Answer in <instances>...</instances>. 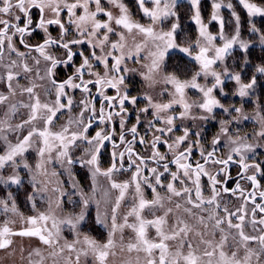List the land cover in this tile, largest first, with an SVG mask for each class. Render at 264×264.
<instances>
[{
  "label": "snow or ice",
  "instance_id": "6c2138e0",
  "mask_svg": "<svg viewBox=\"0 0 264 264\" xmlns=\"http://www.w3.org/2000/svg\"><path fill=\"white\" fill-rule=\"evenodd\" d=\"M109 3L114 4L119 8L120 14L114 16L111 11H107L101 3V0H0V65L5 68L6 75L0 76V79L4 80L7 84L8 93L11 96L17 94L19 89L20 95L27 93L29 96V103L22 104V107L29 109V116L23 123L12 125L9 118L14 116L18 111V106L16 104L10 105L8 111L4 113V118L0 120V140L4 142V153L0 154V169H3L6 165L8 166H18L17 157H22L24 153L33 143V137H38L42 139L44 147L39 149V155L44 156L45 151L49 153L56 148L59 149L57 158H65L68 165H71L74 161L69 156V148L76 145V142L86 141L90 146L86 149L87 159H81V165H88L92 168V177L95 182V177L97 174H102L107 177L110 181L113 172L120 171L123 168V161L127 155L130 164L135 165V171L131 175L130 181L123 183H117L115 181L111 182V187L113 189H119L120 195L115 201V206L112 208V230L109 232L108 240L106 243L98 244L95 240L89 237L84 238V243L91 250L94 258L99 261V264H105L111 249L115 247V241L113 239L115 232L119 228L122 232L125 227L130 228L135 234L133 241L129 242L126 246L121 243L122 248L128 253L135 252L137 257L135 259V264H140L139 254H144V264H253V259L255 264H264V234L261 235H249L244 231L245 217L249 215L247 211V204L252 203L253 207L251 209L252 219L249 223L252 226L254 232L264 233V215L260 219H256L257 211L264 214V204L257 203V193L260 200H264V187L258 180V175H264V169L261 168L259 164H248L246 163L245 153L253 150L251 144H240L237 147L232 148V153L239 156V164L241 168L240 176L250 182V187L252 191H246L241 187L239 181L236 182L235 189H229L223 186L226 181H221L217 179V176L209 173L205 165L208 163L221 164L225 167L219 169V172H226L227 165L233 161V155L230 154L227 159H215L214 152L200 151L201 159L203 163L197 161L195 165L189 163L193 152L192 144H185V141L189 139L190 132L188 128H184V133L182 136H178L172 143H168L167 139L170 133L174 130V122L177 119L183 120L187 118L190 114V109L196 107L202 109L204 112L212 113L213 108H223L213 95V90L223 83L221 79V73L212 70V65H214L218 60L223 61L224 57L229 53V50L237 43L240 47L247 49V44L239 40L240 36V17L236 15L235 12L232 13L235 18V34L231 38H227L224 35V21L219 15V10L222 5L219 2H214L212 4L213 12L211 16L212 21H216L220 25L219 38L224 41L223 46L215 47L213 46V41L217 39L216 36L210 34L207 29V25L203 24L201 21L199 3L200 0H191V5L195 11L193 19L196 24L199 25L200 37L206 42V44L201 45L200 40L197 41V46L200 48L199 54L193 58L199 62L201 66V71L197 72L190 81H180L175 76H166L165 82L171 83L175 87V93L173 99L169 103H155L150 96H145L144 99L147 100V106L138 109L140 113H148L149 108L153 109V115L156 121L163 123L164 127H155L151 120L148 121L149 127L154 128L155 132L159 135H155L153 140L149 143L144 137H140V144H148L151 151V156L149 159L153 160L162 171H158V167L149 168L148 171L151 173V177L143 175L144 169L147 168L146 159L135 152L133 149V144L136 141L138 135L137 126L133 125L128 131L132 134L131 140H126V134L123 129L127 123V113L128 110L125 107V102H129L131 105H137L136 97H129L126 93L121 94L119 85L124 83V76L121 75L120 65L125 60L127 56L128 59L132 58L133 53L128 51L125 53V34L119 31V29H125L129 34L132 33L133 29H136L138 33L143 34L160 43L155 44L156 51L150 53L152 56L151 64L147 65L148 75L145 79H151V73L159 69L160 63L163 61L166 52L172 48H178L179 51L191 55L190 46H181L176 43V33L179 27L178 23H172L171 27L166 32H155L153 27H145L138 22L131 19L128 14L127 9L123 4L118 3V0H108ZM146 0H138V4L143 14L149 17L152 24H155L158 20L162 18H168L170 16H176V12L173 9L176 7L177 0H151L154 7L150 10L145 6ZM239 4L243 6L249 17L261 16L264 17V7L258 6L256 3L250 2V0H239ZM94 6V9H93ZM227 8L232 9L233 5L228 3ZM32 9H37L40 13L39 22L32 27V18L30 12ZM77 9H81V14H77ZM51 13V18L45 19V11ZM66 10V14L69 17L68 23L74 25L78 36L76 38L67 40L66 35H69V29L64 23L59 19L61 13ZM107 17L105 21L98 20L99 15ZM24 19V24L21 26L20 21ZM47 25H58L60 29V36L57 39H53L50 34H48ZM39 28L44 31L45 38L42 44L36 46H30L25 43L23 37L31 35L32 32ZM103 30V31H102ZM256 32L255 26L251 29ZM109 34H115L119 36V40L115 42H110ZM14 37L19 38V43L24 45V47L29 48L30 51H35L39 53V56L43 58L46 62L45 65V75L40 77V79H48L52 89H45L47 95H51L52 90L55 91V98L51 103L41 102L40 97L35 93V84L28 87L20 88L18 84L19 73L14 71L15 68L22 67L24 73H29L32 69L27 63H21V61L26 60V54L19 52L14 44ZM95 41V43H93ZM261 41L264 43V36H261ZM87 42L89 47L93 49L90 55L85 56L83 52L80 56L83 57L82 63L76 68L75 74L69 76L67 80L58 82L54 79L55 69L58 65L64 64L68 65L73 62V57L76 53L73 51V45H79ZM56 46L57 48L64 50V58L60 59L53 55L51 52L46 51L48 48ZM100 49V54L95 51L96 48ZM214 47V55L212 57L208 56L210 48ZM142 45H136V53H139ZM5 51L9 53L8 62L4 64ZM15 54L18 59H12L11 54ZM115 53H119L116 55ZM109 58L114 62L109 66ZM37 65L40 64V59L37 57H32ZM93 61L98 64L103 65L104 73L101 75L99 72L94 71ZM138 62V61H137ZM130 69L125 67L123 72H128ZM131 71H134L132 69ZM257 71L264 73V67H259ZM85 73L88 74L89 79L85 80ZM201 74L205 78L212 76L214 78V83L211 87L201 86L197 83V77ZM225 76L228 75V70L225 68L223 70ZM39 77V72L36 73ZM95 77V79H92ZM240 83V76L235 75L231 77ZM17 81V85L13 86V81ZM78 81V82H77ZM256 83L255 78L248 84H242L239 89V95H247V89L253 87ZM89 85H95L99 88V95L102 97L103 101L106 103L101 104L99 112H97L95 104L90 99L92 89ZM115 88L117 95L108 96L104 93V87ZM195 88L203 94V99L200 102L193 101L189 103L185 99L184 90L186 88ZM66 89L80 90L84 93L79 101L78 107L80 111L76 119H70L65 126H62L59 132H52L49 130V126L53 124L54 118L57 117V113L64 109L72 110L74 99ZM222 91V89H221ZM10 96L0 93V105L5 104L9 101ZM173 104H178L183 108V111L179 113V116L168 114L169 109ZM115 111H106V109H116ZM225 112L228 111L227 108H223ZM236 112H240L239 108L235 109ZM85 113L88 115L85 116ZM120 117V129L121 134L119 136V143L113 140L115 135V129L97 131L95 136L89 138L87 133L89 128L92 127L93 121H99L100 124L111 123L113 117ZM196 119V117H192ZM200 119H208L207 116H201ZM42 120L44 127L37 128L33 125L36 120ZM246 119V117H245ZM137 125L140 123V116H136ZM226 122L222 121L221 124ZM75 124L76 130H72L71 126ZM25 125H33L29 128L27 135L22 137H17L16 142L12 143L7 133L9 132H19ZM222 133L227 134V128H221ZM192 135L199 136V133H194ZM264 136V132L259 134ZM58 142V143H52ZM105 142H111L113 151L111 152V166L104 172H101L98 166V154L104 147ZM220 141L218 138L213 140V146L218 144ZM230 142L233 145L237 144V140L230 138ZM167 144L170 152L173 153V159L168 163L161 164V161L167 159L166 155H162L159 152L158 144ZM198 144V141L194 142ZM181 145L184 148L181 149ZM78 146V145H77ZM121 146L124 149L119 150ZM43 163V162H42ZM42 163L37 164L36 167H42ZM169 163L175 164L176 171H170ZM119 165V167H118ZM25 168L28 167L27 163L23 165ZM250 168L254 169L252 174L245 175L248 173ZM219 172L217 175H219ZM165 173H168L171 177L170 182L167 185L162 183V177ZM207 176L210 186V197L205 199L201 187V176ZM154 181V182H153ZM179 182L180 188L175 186V182ZM12 184H19L20 179L17 175H12L9 177L8 181ZM191 183L192 187L188 186ZM142 184L151 188L152 192L156 194L153 201H147L144 198L142 191ZM134 185V190L136 198L138 199V205L134 204L131 210L124 217V224L117 226L116 224V211L120 206L121 200L124 199L126 191L130 186ZM220 185L221 187H218ZM156 186L166 187V191L170 194L167 199L171 200L172 197H181L184 199L186 205L191 207H185V212L190 215L192 209H201L202 211L208 212L207 219L209 221H214L212 224L213 231L210 233L212 239H206V231L196 232L195 235L199 237L198 243H193L188 239L190 232H193V227L189 226L185 221L178 219L177 222L165 230L167 225V219L169 213L172 209L169 208L165 212L164 217H156L152 220L144 219L141 216V212L145 207L150 205H161L162 198L157 192ZM95 190V189H94ZM221 192L230 193L232 195H238V199L241 200L239 207L234 211H230L227 206H225L222 211L224 212L223 218L217 215L218 210H220V204L217 198L221 195ZM194 193V198H193ZM246 193V194H245ZM10 196V194H9ZM31 199V198H30ZM88 201L85 200L84 204L87 207ZM0 205L3 206L4 211L9 210L13 213L16 212V205L13 202L11 209H9L8 202L6 200H0ZM208 205L210 207L205 208ZM182 205L177 202L175 204L176 209H180ZM134 217L133 223H128V217ZM233 217L236 218L237 222L233 223ZM23 219V217H22ZM38 219L40 221H47L50 219L49 216L40 214ZM84 220V213L76 217V223ZM30 225H36L37 217H29L26 221ZM72 226L76 227V223L72 220L63 221ZM98 222L102 223L98 218ZM198 223L203 225L204 229L207 230L208 224L205 223V217L200 216L198 218ZM226 224V228L222 225ZM259 225L260 227H257ZM151 226L155 229V236L149 238L147 228ZM52 228L56 229L53 233L46 226L45 227H33L20 231H12L5 223V226L0 228V249H7L11 244L12 236H22V237H37L39 242L45 246L52 249L49 253L53 258L59 256L65 248L71 252L75 251V243H65L63 247L57 250L56 245L59 241L57 239L59 235L58 225L53 219ZM235 230L233 233L231 230ZM216 230L220 232V238L218 241L215 240ZM46 233V235H45ZM229 237H231L233 243L229 245ZM168 241H178L175 251L170 249ZM255 243L258 247L253 248L251 245ZM203 246V247H201ZM228 247V251L225 248ZM186 249V251H185ZM243 251V255H240ZM87 255V252L83 253ZM115 255L114 252L111 253ZM21 255H23V249H21ZM33 256L39 259L33 260ZM28 264H44V257L39 250V248H34L28 253L27 257ZM79 262V255L77 256V264ZM128 264H133L129 261Z\"/></svg>",
  "mask_w": 264,
  "mask_h": 264
},
{
  "label": "rangeland",
  "instance_id": "374dc122",
  "mask_svg": "<svg viewBox=\"0 0 264 264\" xmlns=\"http://www.w3.org/2000/svg\"><path fill=\"white\" fill-rule=\"evenodd\" d=\"M214 2L221 3L222 7L219 10V15L224 21V35L227 38H231L235 34V18L232 13L240 17V36L239 40L247 44V49L240 47L237 43L229 50V53L224 57L223 61H217L212 65V70L221 73V79L223 83L213 90L212 95L219 100L223 108H227L225 112L223 108H213L212 113L204 112L202 109L192 107L190 114L187 118L180 120L177 119L174 122V130L163 139H167L169 143H172L176 137L182 136L184 128H188L190 132L189 139L185 141V144H192L193 148L200 149L205 152L212 151L222 158H227L230 154L233 158L239 159V156L232 153V148L237 147L240 144H251L253 146L252 151L245 153L246 160L256 159L257 161L264 163V136H260L261 132H264V73L257 71L259 67H264V43L261 41V36H264V30L260 31L257 29L253 32L251 29L254 25V21L264 20V17L255 16L249 17L246 10L242 5L239 4V0H200L199 11L201 21L207 25L208 32L217 37L213 41V46H223L224 41L219 38L220 25L216 21L211 20ZM102 6L107 10L111 11L114 16L120 14L119 8L114 4L108 2V0H101ZM118 3L123 4L127 9L129 16L135 22L148 27H153L154 31L166 32L170 29L172 23H178L177 39L176 43L181 46H190L191 55L179 51L178 48L169 49L163 61L160 63L159 69L151 73V79H145L148 75L147 65L151 64L152 56L150 53L156 51L155 44L160 43L159 41L153 42L149 37L138 33L136 29H133L132 33L129 34L125 29H119V31L125 34V53L131 51L133 53L132 58L125 60L120 65L121 75L124 76V83L119 85L124 87L125 91L123 94H127L130 98H137V105L133 106L129 102H125V106L129 108L134 121L136 122V116H140V132L142 137L148 142V137L145 136L150 131V136L153 140L154 134L159 135L155 132L154 128H150L148 121L151 120L155 127H164L163 123L156 121L153 115V109L149 108L148 113H140L138 109L147 106V100L145 96H150L155 103H169L173 99L175 93V87L171 83L165 82L166 76H175L180 81H190L191 78L201 71V66L193 57L199 54L200 48L197 46V41L200 40L201 45L206 44L203 38L199 34V25L196 24L193 19L196 9L191 5V0H177L176 7L173 11L176 12V16H170L168 18H162L155 24L149 17L145 16L139 7L138 0H118ZM228 3L233 5L232 9L226 7ZM239 7H237V6ZM145 6L150 10L154 7L151 0H146ZM264 7V6H260ZM94 9V6H93ZM77 14H81L82 10L77 9ZM51 18V13L45 11V19ZM59 19L68 27L69 35H66V39L70 40L78 36L74 25L68 23L69 17L66 14V10L63 11ZM98 20L105 21L107 17L102 14L97 17ZM257 23V22H256ZM264 23V22H263ZM244 24V25H243ZM264 28V27H263ZM103 31V30H102ZM45 36V33L42 32ZM110 42L119 40V36L115 34H109ZM95 43V41H93ZM136 45H142L139 53H136ZM76 46L83 47L87 50L86 56L90 55L92 48L89 47L88 43H82ZM49 52V48L46 50ZM97 54H100V49H95ZM119 55V53H115ZM4 64L8 62L9 53L5 54ZM12 59H18L15 54H11ZM214 55V47L210 48L208 56ZM26 60L21 63H27L32 69L29 73H24L22 67L15 68L14 71L19 73L18 84L20 88L31 86L35 84V93L40 97L41 102L51 103L55 98V91L52 90L51 95L45 93V89H52V86L48 79H40L45 75L46 62L42 57L37 54V58L40 59V64L37 65L32 59L33 56L26 54ZM83 60V59H82ZM82 60L80 64L82 63ZM138 61V62H137ZM114 63L109 58V66ZM94 71L99 72L101 75L104 73V67L93 61ZM127 67L130 69L128 72H123V69ZM227 68L228 75L223 74V70ZM134 69V71H131ZM39 72V77L36 73ZM6 75L5 68L0 65V76ZM235 75L240 76V83L231 77ZM255 78L256 83L253 87L247 89V95L240 96L239 89L242 84L251 83ZM13 86L17 85V81H13ZM197 83L201 86L211 87L214 83L212 76L204 77L203 74L197 77ZM222 89V91H221ZM70 96L74 99L72 110L64 109L57 113V117L54 118L53 124L49 126V130L52 132H59L62 126H65L70 119H76L80 111L78 107L81 97L85 94H77L72 89H66ZM0 93L9 95V101L5 104L0 105V120L4 118V113L8 111L10 105L16 104L18 111L14 116L9 118L12 125L23 123L29 116V109L22 107V104L29 103V96L27 93L20 95L19 89L15 96H11L8 93L7 84L4 80L0 79ZM185 99L192 103L193 101L200 102L203 99V94L195 88H186L184 90ZM239 108L241 111L236 112L235 109ZM118 109V107H117ZM183 111V108L178 104H173L169 109L168 114L179 116V113ZM88 114L85 113V116ZM201 116H207L208 119H200ZM192 117H196L193 119ZM246 117V119H245ZM226 122L221 124V122ZM33 125L37 128H43L44 124L42 120H36ZM33 125H25V127L19 132L7 133L9 140L12 143L16 142L17 137L27 135L30 127ZM227 128V134L222 133L221 128ZM72 130H76V125L71 126ZM105 130V125L101 124L92 129H89L87 135L90 138L95 136L97 131ZM199 133V136L192 135ZM219 139V143L213 146V140ZM230 138L237 140V144L233 145L230 142ZM151 140V141H152ZM198 141L197 143H194ZM58 143V142H52ZM78 145V146H77ZM139 145V144H138ZM145 144H140L143 147ZM44 147L42 139L33 137V143L24 153L22 157H17L18 166L6 165L3 169H0V200H6L8 202L9 209L14 202L16 205V212L12 211L5 212L2 205H0V228L7 226L12 231H20L33 227H47L53 233L56 229L52 228L53 219H55L58 228L59 235L57 237L59 243L56 245L57 250L63 247L65 243H75V251L69 252L66 248L59 256L53 258L49 255L50 249L48 246L41 244L38 238L12 236V244L7 249H0V264H28L27 257L28 253L34 249L39 248L43 257L44 264H77V256L79 255L78 264H99L91 250L84 243V238L87 236L90 239L95 240L98 244L106 243L108 240L109 232L112 230V208L115 206V201L120 195L119 189H113L111 182L123 183L130 181L131 175L135 171V166L130 171H123L122 169L117 172H113L111 181L102 174H97L95 182L92 177V168L88 165H81V159H87L85 150L89 149L90 146L86 141H77L76 145L69 148V156L73 159V163L68 165L65 158H57L59 149L54 148L51 153L47 150L44 156L39 155V149ZM181 149L184 145L180 146ZM110 155L113 151L108 149ZM4 153V142L0 140V154ZM151 154V152H150ZM104 158L105 155L102 154ZM255 161V160H254ZM256 161V162H257ZM43 162V163H42ZM24 163L28 164L25 168ZM42 163V167L37 168L36 165ZM98 166L101 172L106 171L111 166L110 159H102L99 161ZM155 167L151 164H147V168L144 169L143 175L151 177V173L148 171L149 168ZM214 167V165H213ZM212 166L206 170L212 175L215 171L212 170ZM170 171H176V166L173 164L169 166ZM231 168L226 167V172L221 174L217 179H222L226 176ZM162 168H158V171H162ZM251 173L254 169H250ZM17 175L20 179L19 184H12L8 181L9 177ZM171 177L168 173H165L162 177V183L167 185L170 182ZM154 182V181H153ZM175 186L180 188L179 182H175ZM189 187H192L191 183H188ZM201 187L204 198L210 197V186L207 176H201ZM218 187H221L218 185ZM263 187V185H262ZM159 195L164 198L161 201V205H150L145 207L141 212V216L144 219L152 220L156 217H164L167 209L171 208L172 212L166 217L167 225L165 230L173 226L178 219L185 221L189 226L193 227L194 231L190 232L188 239L194 244L198 243L199 237L195 235L196 232L206 231L209 233L206 235V239H212L210 233L213 231L212 224L214 221L207 219L208 212L202 211L201 209H192L194 215H190L185 212V207H191L186 205L185 201L181 197H172L171 200L167 199L170 195L166 191V187L156 186ZM95 189V190H94ZM142 191L145 200L153 201L156 194L152 192L151 188L142 184ZM10 194V196H9ZM239 194L226 196L221 192V195L217 198L220 204V210L217 215L221 218L224 216L222 209L227 206L230 211H234L239 207L241 200L238 199ZM31 198V199H30ZM194 198V193H193ZM87 200V207H85L84 201ZM179 202L182 207L180 209L175 208V204ZM134 204L138 205V199L136 198L134 185L130 186L126 191L124 199L121 200L120 206L116 211V224L117 226L124 224V217L131 210ZM205 208L210 206L205 205ZM251 206L247 205V211L249 212ZM81 212L84 213V220L76 223V217ZM40 214L49 216L50 219L40 221L38 219ZM200 216L205 217V223L208 224L207 230L204 229L203 225L198 223ZM23 217V219H22ZM37 217L36 225L28 224L27 218ZM258 217V215H257ZM98 218L102 223L98 222ZM250 212L245 217L244 231L249 235H261L264 233L254 232L252 229ZM72 220L76 223V227L72 228L71 225L64 223L63 221ZM134 217H128V223H133ZM237 220L233 217V223ZM226 228V224L222 225ZM257 227H260L257 225ZM235 233V230H231ZM149 238L155 236V229L151 226L147 228ZM46 235V233H45ZM134 233L130 228L125 227L121 232L119 228L115 232L113 237L115 241V247L111 249V252L105 262V264H128L132 261L135 264L137 253H128L126 247L121 250L122 243L126 246L129 242L133 241ZM122 237V243H121ZM220 238L219 230H216L215 240L218 241ZM170 249L175 251L178 241H168ZM229 245L233 243L231 237H229ZM203 247V246H201ZM251 247H258L257 244L253 243ZM21 249H23V255H21ZM186 251V249H185ZM228 251V247L225 248ZM87 252V255L83 253ZM114 252L115 255L111 253ZM240 255H243L241 251ZM140 264H144V254L140 253ZM39 259L33 256V260ZM253 264L255 260L253 259Z\"/></svg>",
  "mask_w": 264,
  "mask_h": 264
},
{
  "label": "flooded vegetation",
  "instance_id": "af4514ba",
  "mask_svg": "<svg viewBox=\"0 0 264 264\" xmlns=\"http://www.w3.org/2000/svg\"><path fill=\"white\" fill-rule=\"evenodd\" d=\"M29 14L32 18V27H34L39 22L40 13L37 9H32ZM44 18H45V14H44ZM24 22H25L24 19H22L20 21L21 26H23ZM47 28H48V34H50V36L53 39H57L60 36V29H59L58 25H47ZM42 32H44V31L37 28L36 31L32 32L31 35L26 34L23 37V39L25 40V43H27L30 46H36V45L42 44L44 42V38H45V36L42 35ZM65 39H66V37H65ZM14 44H15V46L19 52H23L29 56L31 55L33 57H37L38 53L35 51H30L29 48H26V47H24V45L20 44L18 37H14ZM72 48H73V51L76 53V55L73 57V62L71 64H68V65H64V64L58 65V67L55 69V74H54L53 78L56 79L58 82L65 81L68 79L69 76H72L75 74L76 68L80 65V62L83 59V57L80 56L81 52H83V54L85 56L87 55L86 54L87 50L83 47L73 45ZM6 52L7 51H5V53ZM49 52H51L57 58H60V59L64 58V50L57 48L56 46L49 48ZM84 78H85V80L89 79V76L87 73H85ZM92 79H95V77H92ZM89 87L92 89L90 99L95 104L97 112H99V110L101 108V104L106 103V101H103L102 97L99 95L98 86L89 85ZM103 90H104L105 95H108V96L117 95L115 88L105 86ZM74 91L77 92V94H84V93L80 92V90H78V89L74 90ZM123 91H125V88L120 87V93L121 94H123ZM126 108L128 110L127 123L125 124V127L123 129L124 133L126 134V140L132 139V134L128 130L133 125H136L138 135L136 137V141L133 144L134 151L139 153L140 156L144 157L146 159L147 164H151L155 167H158L157 164L153 160L149 159V157L151 156V154H150L151 151H150V148L148 147V144L146 143L143 147L140 146L139 139H140V137H142V134L140 132V126H138L137 122L134 121V118L132 117V114L130 113L129 108L128 107H126ZM115 110H118V109L117 108L114 110L113 109H106V111H115ZM98 125H101L98 120L93 121L92 127L89 129H92ZM104 125H105V130H111L113 128L115 129V135L113 136V140L116 143H119V136L121 134L120 117L114 116L113 120L110 124L106 122V123H104ZM150 133L151 132L148 131V133L145 134V136L148 137L149 143L152 140ZM91 137H93V136H91ZM108 149L113 150L111 142H105L104 147L101 149L100 153L98 154V164H99V161H101L104 158L111 160V155H110ZM123 149H124V146H121V148L119 150L122 151ZM158 149L162 155H166V157H167V159L165 161L160 162L161 164L168 163L173 159V153L169 151L167 144H162V143L158 144ZM200 151H201L200 149L193 148L192 156L188 162L192 163L193 165H195V163L197 161H200L201 163H203V160L201 159V156H200ZM102 154L105 155L104 158L102 157ZM214 158L220 159V160L227 159V158H222L221 156H218L216 153H214ZM256 161H257L256 159H253V160L248 159V160H246V163H248L250 165L251 164H259L261 166V168L264 169V163H261L259 161L256 162ZM122 163H123V168H121V169L123 171H130L133 168V166H135V165H132L129 163L127 155L125 156V159ZM172 165L173 164L169 163V166H172ZM213 165H214V167H213ZM211 166L213 167L212 170L215 171L214 176H217V178L220 177L221 174L224 173V172H219V169H221L222 167H225L224 165L213 164V163H208L205 165V167H207V169L210 168ZM118 167H119V165H118ZM227 168H231V169H230L229 173L221 179V181H226V183L223 186L234 190L235 186H236V182L239 181V183L241 184V187L243 189H245L246 191H252V188L250 187V182H248L246 179L241 178V176H240L241 168H240V164H239V159L233 158V161L227 165ZM250 169L248 170V173H246L245 175L252 174ZM218 172H219V175H217ZM257 178H258L259 182L261 183V185H263V187H264V175H258ZM222 193L225 194L226 196H232V194H230V193H224V192H222ZM237 194H239V193H237ZM256 202L264 204V200L259 199L258 193H257V201ZM247 205L251 206V209H252V207H253L252 203H248ZM251 209L249 211L250 216H251ZM257 215H258V217H257ZM262 215H264V214H261L259 211H257L256 219L257 220L260 219ZM251 218H252V216H251ZM30 238H37V237H30Z\"/></svg>",
  "mask_w": 264,
  "mask_h": 264
},
{
  "label": "trees",
  "instance_id": "16d2710c",
  "mask_svg": "<svg viewBox=\"0 0 264 264\" xmlns=\"http://www.w3.org/2000/svg\"><path fill=\"white\" fill-rule=\"evenodd\" d=\"M250 2H252V3H256L258 6H264V0H250ZM237 6V5H236ZM238 7V6H237ZM239 8V7H238ZM257 22V23H256ZM264 20H262V22H261V20L260 21H257V20H255L254 21V25H255V27H257L258 28V30H260V31H263L264 30ZM244 25V24H243ZM264 52V51H263Z\"/></svg>",
  "mask_w": 264,
  "mask_h": 264
}]
</instances>
